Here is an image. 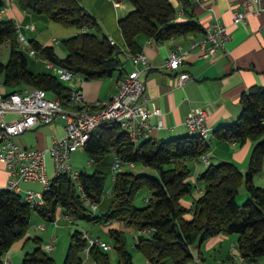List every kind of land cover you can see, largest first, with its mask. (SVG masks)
I'll use <instances>...</instances> for the list:
<instances>
[{
	"label": "trees",
	"instance_id": "trees-1",
	"mask_svg": "<svg viewBox=\"0 0 264 264\" xmlns=\"http://www.w3.org/2000/svg\"><path fill=\"white\" fill-rule=\"evenodd\" d=\"M15 1L20 8L45 13L54 21L80 29L88 27L87 32L63 39L67 50L64 57L56 53L54 46L29 39L40 57L71 69L85 80L110 77L124 69L122 50L111 43L96 16L79 0ZM128 1L133 8L119 17L118 25L130 52L141 51L136 39L138 34L162 40L204 30L190 12L191 0H180L184 19H178V8L172 0ZM6 4V0H0V8ZM6 40L10 41V54L7 62L0 61V77L2 84L10 88L8 92L43 88L67 103L69 85L52 72H35L29 68L27 53L19 47L14 18H0V56ZM241 103L238 118L220 125L214 134L222 141L249 139L256 142L248 170L243 173L232 161L208 164L197 177L205 191L194 200L191 219L185 218L189 209L180 201L196 187L190 180L189 161L206 154L211 147L210 140L188 133L170 138L151 137L135 143L119 123H107L97 127L84 145L90 158L99 162L114 153V158L118 157L123 163L132 161L153 172L129 168L117 171L110 205L102 214L92 208L93 204L98 207L105 191L107 177L100 169L81 170L77 179L68 173L56 175L49 189L44 191L42 206L32 207L22 193L0 188V264L11 246L28 233L34 210L48 220H54L63 212L74 218L105 224L123 221L137 230L133 247L151 264H189L194 260L192 245L221 232L237 234L245 264H257L264 256V187L256 185L253 178L261 172L264 160V86L256 85L245 91ZM242 184L248 196L240 204L237 196ZM143 188H147L149 194L144 204L139 205L135 199ZM143 230L149 231L140 232ZM82 233L79 228L71 233L64 264L82 263L81 253L87 245ZM110 233L116 241L118 264H135L132 252L126 247L124 231L111 228ZM107 251L94 245L89 254L96 264H112ZM23 264L55 262L48 252L37 246L25 253Z\"/></svg>",
	"mask_w": 264,
	"mask_h": 264
},
{
	"label": "crops",
	"instance_id": "crops-1",
	"mask_svg": "<svg viewBox=\"0 0 264 264\" xmlns=\"http://www.w3.org/2000/svg\"><path fill=\"white\" fill-rule=\"evenodd\" d=\"M79 1L90 12L94 11V8L86 0ZM172 1L178 8V19H184V13L180 14V11L183 10L181 1ZM244 1L191 0L192 8L190 12L203 28L209 23L220 22L227 25L231 34L225 47L220 48L214 56L209 58L202 57L198 48L191 47L194 39L204 36V30L162 40H157L145 34L137 35L136 39L141 46V51L148 56L151 65V68L143 71L141 75L146 83L147 95L163 111L160 117H152L153 123L158 124V121L161 120L162 126H155L150 135L144 137L138 143L151 137L160 139L188 134L189 131L184 122L185 117L192 108L200 107L208 111V123L212 128L211 135L208 138L211 142V147L206 152L209 162L205 163L200 158L201 161L206 164V167L208 164L214 163L213 161L215 163L232 161L239 166L243 173L247 172L256 142L249 139L245 142L237 140L222 141L216 138L214 134L220 125L231 123L238 118L242 109L241 96L245 91L256 85L264 86V9L259 14L248 15L245 22L234 24L232 13L235 9L242 8ZM7 3L9 8L3 13L1 18L8 14V18H14L18 21L19 16L24 13L22 8L15 0H7ZM121 5H124L123 1H121ZM132 8L133 5L130 2L125 13L117 15L118 19ZM96 18L103 31L122 50L121 58L124 63V69L116 71L110 77L92 80H85L80 77L74 79V88H81L84 99L89 103L114 96L118 91V80L120 77L134 68L132 60L126 56L129 49L125 44L121 30V36L120 33L115 36L105 25V22L101 23L97 16ZM173 49L185 52V58L179 68L177 70L161 68ZM179 72L189 73L191 79L187 80L183 85H178L177 74ZM28 131H34L36 139L34 142H29L21 136V144L43 149L50 145L55 137L64 135V120L57 118L51 123L34 127L23 134ZM107 156L114 158L115 154L110 153ZM112 158L109 157L111 167L114 162ZM190 161L194 162V173L191 172L190 180L196 183V187L190 194L180 200L189 209L185 214L187 219L193 217L192 207L194 200L205 191L204 184L198 182L197 177L206 167H200L199 163L201 161H199V158ZM137 165V163H134L133 166L124 164L123 169H134ZM9 178L7 166L0 161V188H4L7 185ZM36 182H23L22 187L23 189L33 188V184ZM253 182L258 186L264 187V160L263 168L261 172L254 176ZM240 191H242V195L248 196L245 184L241 185ZM38 239L42 240L39 236ZM30 240L32 239L28 232L11 246L4 255L8 258L9 264H12V260L20 255L24 257L26 252L32 251V248L28 247ZM192 251L194 253L193 264H199L198 259L205 261L207 264H245L240 260L241 252L238 248L237 234L221 232L210 236L202 242L193 244ZM146 264H151L147 258ZM257 264H264V256L259 258Z\"/></svg>",
	"mask_w": 264,
	"mask_h": 264
},
{
	"label": "built area",
	"instance_id": "built-area-1",
	"mask_svg": "<svg viewBox=\"0 0 264 264\" xmlns=\"http://www.w3.org/2000/svg\"><path fill=\"white\" fill-rule=\"evenodd\" d=\"M264 0H245L242 8H237L232 13L234 24L247 20L250 14H259L263 11ZM116 6L121 5V1L114 0ZM9 8L8 3L0 8V18ZM183 14V10L180 11ZM180 18V17H179ZM27 28L35 30L34 24H28ZM18 32V43L20 49L33 56H40L39 52L31 46L30 40L22 31L21 25L16 21ZM88 27L84 26L75 34L87 32ZM231 34L227 25L215 22L209 23L204 28V36L192 41L191 47L198 48L202 57L214 56L220 48H224L229 41ZM111 39V38H110ZM58 41V39H56ZM111 43L115 41L111 39ZM4 46L10 47V41L6 40ZM126 56L134 64V68L125 72L118 80V91L109 99L87 102L81 88L71 87L70 94L62 102L59 96L51 95L46 89L32 88L2 92L0 90V161L4 162L9 170L10 178L4 188L20 192L25 200L32 206H42L45 203L44 191L49 189L53 177L60 173H68L74 178H78L79 172L73 168L71 157L73 150L84 148L85 143L91 137L92 132L99 126L107 123H119L126 130L135 143L150 135L155 126L161 127L162 121L158 124L152 122L153 116H161L162 109L155 105L147 95V87L142 72L151 68L148 56L143 52L133 53L128 51ZM185 58V52L173 49L164 65L161 68L177 70ZM48 67L52 68V73L62 82L73 81L81 75L76 74L69 68L55 64L47 60ZM191 75L187 72L177 74V84L183 85ZM68 85V84H67ZM2 86V83H0ZM9 113L15 116L9 117ZM209 113L200 107L192 108L185 117V125L189 133L197 134L205 139L211 135L212 128L208 123ZM57 118L64 120V135L55 137L46 148L28 147L16 140V137L34 127L51 123ZM50 156L54 174L49 177L47 157ZM205 163L209 162L206 154L201 156ZM93 160H89L91 164ZM124 164L133 166L134 162L123 163L118 157L114 158L112 168L113 176ZM39 181L43 184V191L33 188L23 189L22 183ZM84 199L86 197L82 195ZM87 200V199H86ZM88 203L89 200H87ZM97 209V205H92ZM67 217L73 216L66 215ZM108 225L112 221L107 222ZM106 223V224H107ZM124 224V222L122 221ZM44 229L45 225L39 226ZM149 230L140 231L145 233ZM82 237L87 240L84 252L90 256V248L94 245L103 250H109L111 245L99 238H94L91 233L84 231ZM55 237L51 238V243L45 246L46 252H51L54 247ZM240 260L245 263L246 258L241 254ZM199 264H207L198 259ZM194 260L189 264H193ZM1 264H9L7 257H3Z\"/></svg>",
	"mask_w": 264,
	"mask_h": 264
},
{
	"label": "rangeland",
	"instance_id": "rangeland-1",
	"mask_svg": "<svg viewBox=\"0 0 264 264\" xmlns=\"http://www.w3.org/2000/svg\"><path fill=\"white\" fill-rule=\"evenodd\" d=\"M86 1L90 6L94 8V11L91 12L99 18L101 23L105 22V25L108 27L111 33H113V35L115 34L116 36L117 33H120L121 36L117 15L125 13V11L127 10V6L130 5V1L124 0V5L120 6L114 5V0ZM22 11L24 13L19 16L18 21L21 25L22 31L27 36V38L36 39L42 44L54 46L56 53L59 56L64 57L67 54V50L64 46L63 39L74 35L81 29L77 28L74 25L54 21L45 13L29 12L25 9H22ZM7 15L8 14H6L3 18H8ZM28 24H34L36 26V29H28ZM56 39H58V41H56ZM9 54L10 49L4 46L2 49V54L0 56V61L7 62ZM26 56L29 62V68L31 70L35 72L53 71L52 68L48 67L46 59L40 56L30 55L29 53H27ZM73 82L74 80L66 81L64 83L74 87ZM0 83H2L1 77ZM0 90L2 92H8L10 88L2 84V86H0ZM15 115V113H9L8 118ZM21 136H23V138L27 139L29 142H34V140L36 139L34 131H28L23 135L21 134L17 136L16 140L19 143H21ZM109 157L112 158L111 156H107L99 162L94 161L90 165L88 164V161L91 160V158L83 147L73 150L72 152L71 163L75 170L79 172L81 170L86 169L88 172H93L95 169H100L107 177L105 191L102 195L101 201L98 204V209L95 210L97 214L104 213L108 209L111 202V191L113 189L115 177L113 176L114 170L110 166ZM200 158L199 161H201ZM47 162V173L48 176L51 177L54 174V167L50 156L47 157ZM213 162L215 163V161ZM193 163L194 162L191 161L189 162V166L192 169V173H194ZM199 165L200 167H206V164L202 161L199 163ZM121 169H123V166ZM133 170L137 172H153L151 168L144 167L140 164H138ZM33 189L37 191H42L43 184L37 181L35 184H33ZM148 194L149 191L147 188L141 189L136 196L135 202L139 205H143L145 202V198L148 196ZM246 198L247 196L242 195V191H240L237 196L238 202L242 204L246 200ZM30 222L31 223L28 232L30 233L32 240L29 241L28 247L32 248V250H34L37 246H41V248L45 251V246L51 243V238L54 236L56 237L53 249L51 250V252H48V254L54 259L55 264H64L65 255L71 239V233L76 228L88 231L92 234L94 238H99L100 240L110 244L111 248L107 252L112 264H118L119 255L118 250L116 248V241L111 235L110 229L118 228L123 230L126 237V247L132 252L134 263L146 264V257L144 256V254L140 250H137L133 247V244L138 235L137 230L128 224H123L122 221L115 220L112 221L110 225H108V223L105 224L102 221L93 222L78 218L71 219V217L65 216L63 212H60L59 215L57 214L54 220H48L47 218H44L37 211L34 210L32 211ZM40 225H45L46 227L44 229H41L39 227ZM38 236L41 237L42 240H39ZM81 255L83 258L81 264H96L95 260L92 257L87 256L85 252H82ZM14 260H12V264H22L23 255H20Z\"/></svg>",
	"mask_w": 264,
	"mask_h": 264
}]
</instances>
